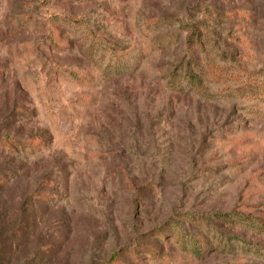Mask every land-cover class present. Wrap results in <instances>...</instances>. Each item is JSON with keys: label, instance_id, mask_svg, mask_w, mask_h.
Instances as JSON below:
<instances>
[{"label": "rangeland", "instance_id": "obj_1", "mask_svg": "<svg viewBox=\"0 0 264 264\" xmlns=\"http://www.w3.org/2000/svg\"><path fill=\"white\" fill-rule=\"evenodd\" d=\"M0 264H264V0H0Z\"/></svg>", "mask_w": 264, "mask_h": 264}, {"label": "trees", "instance_id": "obj_2", "mask_svg": "<svg viewBox=\"0 0 264 264\" xmlns=\"http://www.w3.org/2000/svg\"><path fill=\"white\" fill-rule=\"evenodd\" d=\"M170 84L172 85L173 89L180 90V84H179V82H177V81H175V82L171 81ZM195 84H196V87L194 86V89H196V88L199 89V84L197 82Z\"/></svg>", "mask_w": 264, "mask_h": 264}]
</instances>
